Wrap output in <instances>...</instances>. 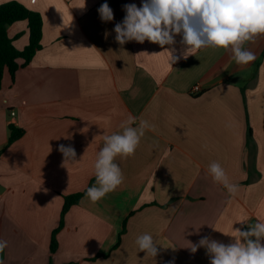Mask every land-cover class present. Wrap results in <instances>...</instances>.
<instances>
[{
	"label": "crops",
	"instance_id": "1",
	"mask_svg": "<svg viewBox=\"0 0 264 264\" xmlns=\"http://www.w3.org/2000/svg\"><path fill=\"white\" fill-rule=\"evenodd\" d=\"M10 1L39 12L43 34L30 64L14 78L5 70L0 91V150L9 124L24 130L0 158L4 264H210L206 249L193 254L188 241L229 244L234 238L222 232L264 222V36L244 45L256 56L247 65L211 47L170 65L165 50L179 55L180 35L163 48L115 41L124 5L140 7L142 0H85L83 8L84 0L0 5ZM104 3L113 10L111 22L100 18ZM8 35L24 50L28 21L10 25ZM129 115L137 118L133 127L141 119L154 127L133 155L115 158L123 183L95 203L85 194L73 205L52 251L65 197L96 184L103 137L122 132ZM61 144L75 149V161L65 163ZM212 162L239 186L234 196L213 181ZM143 234L157 243L155 258L139 251Z\"/></svg>",
	"mask_w": 264,
	"mask_h": 264
},
{
	"label": "clouds",
	"instance_id": "2",
	"mask_svg": "<svg viewBox=\"0 0 264 264\" xmlns=\"http://www.w3.org/2000/svg\"><path fill=\"white\" fill-rule=\"evenodd\" d=\"M84 6L85 0L82 8ZM124 11L126 15L123 21L114 27L115 41L120 45L130 41L143 44L147 40L163 48L174 45L177 35L182 37L184 47L179 55H173L175 48L165 50L169 53L170 65L208 47L230 50L232 59L238 65H247L256 56L244 45L264 36V0H142L140 7L136 4L124 5ZM98 12L103 22L113 21L114 13L107 3L102 4ZM108 35L106 31L105 38ZM136 123L137 118L129 115L121 124L122 132L104 135V145L94 163L96 184L86 192L93 203L123 183L122 170L115 163V158L133 155L145 131L154 127L143 119L133 127ZM59 151L65 163L75 161L76 152L72 146L61 144ZM208 171L213 181L223 185L229 194L234 196L238 192L239 186L230 182L220 163L212 162ZM238 222L247 224L245 219ZM222 233L234 238L233 242L224 244L203 237L195 244L188 241L190 246L187 248L193 254L199 248H205L210 264H264V222L248 225L247 229H233L231 235ZM136 244L139 251L146 255L155 258L159 254L158 245L149 234L139 236ZM7 246L8 242L0 239V253ZM0 264H4L2 259Z\"/></svg>",
	"mask_w": 264,
	"mask_h": 264
},
{
	"label": "trees",
	"instance_id": "3",
	"mask_svg": "<svg viewBox=\"0 0 264 264\" xmlns=\"http://www.w3.org/2000/svg\"><path fill=\"white\" fill-rule=\"evenodd\" d=\"M28 21L30 31V41L24 50H17L13 45V40L8 35V27L18 21ZM43 18L39 12L32 11L18 1H10L0 5V91L3 86L4 72L7 69L11 77L14 78L17 70L21 66H27L33 60L36 53L42 48ZM23 60L20 65L18 60ZM9 139L5 148L20 139L24 135V130L9 124ZM251 137V131H249ZM4 148V149H5ZM4 149L0 150V158ZM87 190L72 196L65 197V203L61 213V220L58 228L52 233L51 249L57 248V234L64 226V219L73 205H77L81 198L85 196ZM125 230V225H124ZM2 253H0V259Z\"/></svg>",
	"mask_w": 264,
	"mask_h": 264
},
{
	"label": "built area",
	"instance_id": "4",
	"mask_svg": "<svg viewBox=\"0 0 264 264\" xmlns=\"http://www.w3.org/2000/svg\"><path fill=\"white\" fill-rule=\"evenodd\" d=\"M193 91H194V93L200 91V87L199 86L194 87Z\"/></svg>",
	"mask_w": 264,
	"mask_h": 264
}]
</instances>
